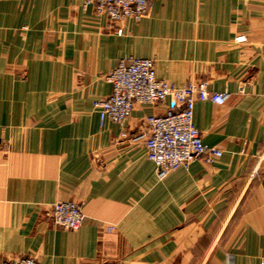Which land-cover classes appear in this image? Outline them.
Here are the masks:
<instances>
[{
    "label": "crops",
    "instance_id": "obj_1",
    "mask_svg": "<svg viewBox=\"0 0 264 264\" xmlns=\"http://www.w3.org/2000/svg\"><path fill=\"white\" fill-rule=\"evenodd\" d=\"M84 4L0 0V264H264V0H153L121 35ZM132 56L229 95L195 106L214 164L159 180L131 141L171 99L101 128L104 77ZM57 202L81 206L79 230L51 225Z\"/></svg>",
    "mask_w": 264,
    "mask_h": 264
},
{
    "label": "built area",
    "instance_id": "obj_2",
    "mask_svg": "<svg viewBox=\"0 0 264 264\" xmlns=\"http://www.w3.org/2000/svg\"><path fill=\"white\" fill-rule=\"evenodd\" d=\"M153 0H85L84 7L93 6L97 15L106 16L111 29L123 34L118 28L127 20L136 23L145 19ZM112 86L109 96L97 100L94 107L100 116V126L110 121L123 127L136 105H163L168 99L174 103L163 115H154L144 121L145 131L131 138L133 143L143 142L146 157L156 166L159 180L171 172L188 168L197 160L214 164L223 156L215 146L204 144L201 132L194 124L197 102L210 101L223 105L227 93L210 91L204 81L189 82L183 87L157 77L155 61L138 57L121 59L116 68L104 77ZM244 89H241V93ZM261 159L264 160V154ZM48 221L56 228L79 230L85 221L81 206L75 202H57L47 214ZM107 233L114 227L106 228ZM2 264H41L36 258L24 257L7 260ZM201 264H211L206 258Z\"/></svg>",
    "mask_w": 264,
    "mask_h": 264
}]
</instances>
